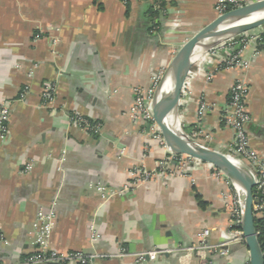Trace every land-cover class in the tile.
I'll list each match as a JSON object with an SVG mask.
<instances>
[{"label":"crops","instance_id":"obj_1","mask_svg":"<svg viewBox=\"0 0 264 264\" xmlns=\"http://www.w3.org/2000/svg\"><path fill=\"white\" fill-rule=\"evenodd\" d=\"M164 1L152 21L155 0H0V107H10L9 131L0 138V263L33 254L39 213L55 211L51 249L107 256L92 264H249L245 245H232L228 255L201 248L205 230L215 246L235 229V191L209 164L133 185L136 168L155 170L168 155L130 119L133 89L149 87L218 16V0ZM242 56L248 69L219 70V57L203 55L185 80L191 95L181 96L179 122L201 146L227 153L234 142L224 122L229 96L245 77L248 135L264 155V49L252 43ZM48 84L56 93L44 103ZM74 116L100 123V133ZM152 252L163 253L137 258Z\"/></svg>","mask_w":264,"mask_h":264},{"label":"built area","instance_id":"obj_2","mask_svg":"<svg viewBox=\"0 0 264 264\" xmlns=\"http://www.w3.org/2000/svg\"><path fill=\"white\" fill-rule=\"evenodd\" d=\"M255 1L258 0H218L215 10L217 15L220 16L234 9L249 5ZM262 35H256L253 32H248L235 38L228 39L212 48L210 51L213 53V55H215L217 58L219 57L221 60L217 69H248L250 63L242 59L243 50L252 43H257L260 46ZM164 72L165 71L160 72L158 75L153 77L152 84L149 87H135L133 89L134 98L133 104L129 111L130 119L133 121V123L141 125L144 129V132L148 133L153 140L158 142V144L164 150H166L168 154L158 163V166L155 170H148L145 167L136 168L131 174L132 178L134 179V186H140L144 183L155 181L161 177L182 176L185 175V170L191 169L192 163L195 165L200 164L199 162H196L188 157L174 155L165 144L161 131L155 122L153 113V99ZM211 79L212 75L210 74L208 76V80ZM26 89H28V87ZM249 90V83L245 77L236 79L232 86L228 103L230 110L225 117L224 122L225 126L234 132V142L226 154L245 164L253 174L256 183L254 188V212L255 214L264 216V155L252 148L248 135L247 128L251 123V116L246 106ZM55 93V86L53 84H48L42 94L44 103H51L54 99ZM190 95V87L184 84L181 96H185L186 99H188ZM184 101L187 102L188 100ZM200 107L202 112L207 109L204 103H201ZM9 120L10 107L7 104H3L0 107L1 139H4L7 136L9 131ZM71 120L80 127L94 134H99L101 131L102 126L100 123L91 122L80 116L71 117ZM188 136L191 141L201 145L195 139L197 135ZM205 138L209 139L210 136L206 135ZM173 162H175L178 166L177 170H172L171 165ZM209 166L215 171V176L217 178L225 179L235 191L234 204L230 206L235 229L231 231V237L227 242L215 246H210L208 244L207 240L211 232L210 230H205L200 234V238L202 240L201 248L209 249L213 253L228 255L232 245H245V237L242 230L243 211L240 195L233 183L221 171L217 170L211 165ZM127 190L128 188L125 187L119 193H123ZM56 219L57 215L55 211L39 213L38 224L36 226V251L33 254L26 256L18 264H92V262L97 258L107 257L98 255H84L76 252L63 254L51 249L50 239L55 228ZM90 232L91 239L93 241H96L100 238L95 226H91ZM159 253L161 254L163 252L143 253L138 255L137 258L139 260H144L147 257H153Z\"/></svg>","mask_w":264,"mask_h":264},{"label":"water","instance_id":"obj_3","mask_svg":"<svg viewBox=\"0 0 264 264\" xmlns=\"http://www.w3.org/2000/svg\"><path fill=\"white\" fill-rule=\"evenodd\" d=\"M264 14V0L217 16L211 23L186 41L166 68L153 99V113L163 140L176 156H185L199 163L209 164L221 171L235 186L240 195L243 211L242 230L249 251V264H264V250L259 243L255 224V178L249 168L226 153L204 147L191 141L180 125L183 136L190 142H180L175 133L179 121L182 89L193 66L212 48L222 42L264 27V17L239 24L253 15ZM171 79L168 89L165 86Z\"/></svg>","mask_w":264,"mask_h":264},{"label":"trees","instance_id":"obj_4","mask_svg":"<svg viewBox=\"0 0 264 264\" xmlns=\"http://www.w3.org/2000/svg\"><path fill=\"white\" fill-rule=\"evenodd\" d=\"M155 3L158 4L159 10L151 9L150 11V18L152 21H155L156 19H159L161 12L164 10L166 7V2L164 0H155ZM161 23L156 24L155 26H160ZM260 49H264V34L262 35L261 41H260ZM255 224L257 228V232L259 235V243L261 247L264 250V216L263 215H258L255 214Z\"/></svg>","mask_w":264,"mask_h":264},{"label":"bare ground","instance_id":"obj_5","mask_svg":"<svg viewBox=\"0 0 264 264\" xmlns=\"http://www.w3.org/2000/svg\"><path fill=\"white\" fill-rule=\"evenodd\" d=\"M262 17H264V14L253 15L250 18H247L245 20L240 21L239 24H245V23L253 22V21H256V20L261 19ZM170 85H171V79L168 80V82H167L164 90L168 89ZM175 130H176L175 131L176 136L180 140V142H184L186 144H190V142L183 136V133L180 130V122L179 121L176 122V128H175Z\"/></svg>","mask_w":264,"mask_h":264},{"label":"rangeland","instance_id":"obj_6","mask_svg":"<svg viewBox=\"0 0 264 264\" xmlns=\"http://www.w3.org/2000/svg\"><path fill=\"white\" fill-rule=\"evenodd\" d=\"M251 32H253V31H251Z\"/></svg>","mask_w":264,"mask_h":264}]
</instances>
